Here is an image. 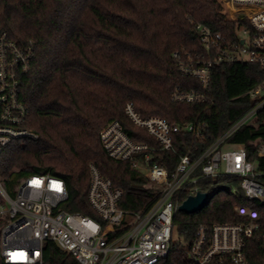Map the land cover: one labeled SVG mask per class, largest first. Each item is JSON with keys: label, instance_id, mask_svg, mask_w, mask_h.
<instances>
[{"label": "trees", "instance_id": "1", "mask_svg": "<svg viewBox=\"0 0 264 264\" xmlns=\"http://www.w3.org/2000/svg\"><path fill=\"white\" fill-rule=\"evenodd\" d=\"M219 10L215 0H0L2 28L12 39L33 46L20 98L29 114L24 128L37 135L12 142L2 153V186L12 193L13 185L27 176L58 177L68 192L62 208L96 218L87 202L88 166L93 164L122 191L121 209L147 208L159 188L129 163L110 159L99 133L117 121L131 140L158 149L154 138L125 116L129 103L143 117L179 125L196 123L199 137L193 133L173 137L176 155L158 150L153 154V162L172 173L178 155L197 159L251 109L253 103L245 94L264 79V69L254 64L213 66L203 103L171 99L176 88L200 89L196 79L178 69L179 63L206 59L195 26L207 25L227 39L233 37L236 24L218 20ZM225 144L241 145L248 161L264 173V156H257L264 147V109ZM199 175L198 171L193 178ZM225 185L228 190H223ZM196 186L198 193L208 194L209 202L194 214L177 211L173 232L190 242L198 226L240 222L233 207L250 206L259 213V229L247 243L246 257L250 264H262L264 207L245 201L234 179L199 178ZM187 197L183 193L181 201ZM3 224L0 219V231ZM0 264H4L1 255ZM42 264L77 262L55 243L45 242Z\"/></svg>", "mask_w": 264, "mask_h": 264}, {"label": "built area", "instance_id": "2", "mask_svg": "<svg viewBox=\"0 0 264 264\" xmlns=\"http://www.w3.org/2000/svg\"><path fill=\"white\" fill-rule=\"evenodd\" d=\"M215 1L220 6L217 16H221L217 19L236 24L234 35L227 39L207 25L195 26L206 59L179 63L178 69L196 79L200 89H174L171 99L175 103L205 102L210 70L215 65L254 64L264 69V0ZM33 55L30 43L12 39L0 23V156L16 140L37 138L24 128L29 114L20 98L21 81L31 69ZM173 57L177 59L178 55ZM245 96L253 103L251 109L197 159L178 155L172 173L154 163L153 154L158 150L176 155L173 137L182 133L199 137L196 123L179 125L156 116L143 117L129 103L124 108L125 116L153 137L158 149L131 140L117 121L100 131L101 147L110 159L129 163L160 190L155 201L140 212L119 207L122 191L102 177L93 164L88 166L87 202L96 218L62 208L68 192L58 177L27 176L19 181L14 193L0 183L3 263L42 264L43 244L53 242L77 264H250L246 246L259 229V213L250 206L233 207L242 218L240 222L200 225L190 242L179 236L180 240H173L174 215L183 201L198 193L199 178L237 180L245 201L264 207V173L248 161L241 145L225 144L237 129L264 109V79ZM257 156H264V147ZM198 171L200 175L193 178ZM230 191L238 192L235 187ZM183 193L188 197L181 201Z\"/></svg>", "mask_w": 264, "mask_h": 264}, {"label": "water", "instance_id": "3", "mask_svg": "<svg viewBox=\"0 0 264 264\" xmlns=\"http://www.w3.org/2000/svg\"><path fill=\"white\" fill-rule=\"evenodd\" d=\"M227 186H223V190H227ZM209 202L208 194L196 193L194 196H189L178 207L177 211L184 214H194L202 210Z\"/></svg>", "mask_w": 264, "mask_h": 264}, {"label": "rangeland", "instance_id": "4", "mask_svg": "<svg viewBox=\"0 0 264 264\" xmlns=\"http://www.w3.org/2000/svg\"><path fill=\"white\" fill-rule=\"evenodd\" d=\"M18 183H20L19 181L16 183V184H14L13 185V187H12V192L14 193V192H16V190H17V187H18ZM3 187L6 189V187L3 185ZM173 240L174 241H178V240H180V238L178 237V235H173Z\"/></svg>", "mask_w": 264, "mask_h": 264}]
</instances>
